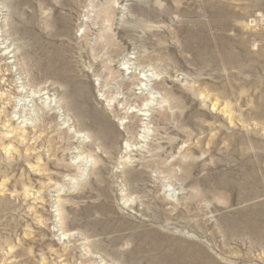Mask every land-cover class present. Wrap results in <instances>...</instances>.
Here are the masks:
<instances>
[{"label":"rangeland","instance_id":"rangeland-1","mask_svg":"<svg viewBox=\"0 0 264 264\" xmlns=\"http://www.w3.org/2000/svg\"><path fill=\"white\" fill-rule=\"evenodd\" d=\"M0 264H264V0H0Z\"/></svg>","mask_w":264,"mask_h":264},{"label":"bare ground","instance_id":"bare-ground-1","mask_svg":"<svg viewBox=\"0 0 264 264\" xmlns=\"http://www.w3.org/2000/svg\"><path fill=\"white\" fill-rule=\"evenodd\" d=\"M106 41V40H105ZM146 77H148V76H146ZM146 81V80H145ZM182 84V83H181ZM54 94V93H53ZM163 94V93H162ZM171 97V96H170ZM161 103V102H160ZM146 106H147V104H146ZM46 108V107H45ZM146 116H148V114H146ZM168 128V127H167ZM145 130V129H144ZM147 134V133H146ZM78 160V159H77ZM85 166H86V164H85ZM87 167V166H86ZM86 167H84V169L82 170V172H81V175H80V177H78V178H74V179H72L73 180V182H74V184L75 185H79L80 184V182L87 176V173H88V169L86 168ZM63 191V188H57V191H56V193H57V195L59 194L60 195V192H62ZM59 195H58V197H59ZM59 202V201H58ZM60 216V215H59ZM60 219V218H59ZM55 223H57V222H55ZM55 225H57V224H55ZM62 237H64V238H66V237H68V235H65L64 233H62Z\"/></svg>","mask_w":264,"mask_h":264}]
</instances>
